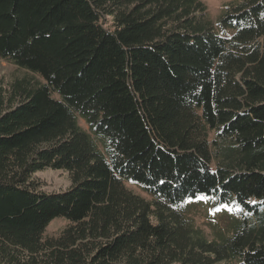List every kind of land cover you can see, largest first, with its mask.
Segmentation results:
<instances>
[{
  "label": "trees",
  "instance_id": "trees-1",
  "mask_svg": "<svg viewBox=\"0 0 264 264\" xmlns=\"http://www.w3.org/2000/svg\"><path fill=\"white\" fill-rule=\"evenodd\" d=\"M0 58L30 73L0 81V264H264V0H0Z\"/></svg>",
  "mask_w": 264,
  "mask_h": 264
},
{
  "label": "rangeland",
  "instance_id": "rangeland-1",
  "mask_svg": "<svg viewBox=\"0 0 264 264\" xmlns=\"http://www.w3.org/2000/svg\"><path fill=\"white\" fill-rule=\"evenodd\" d=\"M208 8L210 18L217 22L223 14L226 5L232 0H202ZM30 75L26 70L0 58V81L9 82L16 77ZM84 129H88L84 120H79ZM35 179L40 182L41 189L45 192H59L69 188L72 184L70 177L64 170L45 169L34 175ZM126 186L135 193L150 200L151 197L142 188L134 183L126 182ZM207 197V201L199 199H189L184 204L186 214L191 217L195 225L202 230L203 234L209 240H220L221 236L232 233L236 225L240 223L241 215L239 208L233 204H226L231 211L223 208L225 205L215 203L214 197ZM222 209V210H218ZM68 221L63 217L55 218L46 228L45 236L51 237L58 235Z\"/></svg>",
  "mask_w": 264,
  "mask_h": 264
},
{
  "label": "snow or ice",
  "instance_id": "snow-or-ice-1",
  "mask_svg": "<svg viewBox=\"0 0 264 264\" xmlns=\"http://www.w3.org/2000/svg\"><path fill=\"white\" fill-rule=\"evenodd\" d=\"M199 199L201 200H204V201H207V197H204V196H201ZM223 208H226L227 210L231 211V208L227 205L223 206ZM218 210H222V209H218Z\"/></svg>",
  "mask_w": 264,
  "mask_h": 264
}]
</instances>
